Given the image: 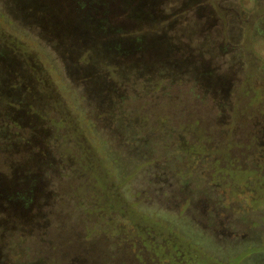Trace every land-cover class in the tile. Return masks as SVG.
Returning a JSON list of instances; mask_svg holds the SVG:
<instances>
[{"label":"trees","instance_id":"obj_1","mask_svg":"<svg viewBox=\"0 0 264 264\" xmlns=\"http://www.w3.org/2000/svg\"><path fill=\"white\" fill-rule=\"evenodd\" d=\"M2 1L0 264H238L246 251L212 253L193 221L232 225L220 174L264 194V173L225 163L227 139L206 145L199 122L161 110L188 85L220 118L230 107L228 44L193 40L216 25L201 2ZM190 11L206 14L194 33ZM199 160L214 168L203 189Z\"/></svg>","mask_w":264,"mask_h":264},{"label":"rangeland","instance_id":"obj_2","mask_svg":"<svg viewBox=\"0 0 264 264\" xmlns=\"http://www.w3.org/2000/svg\"><path fill=\"white\" fill-rule=\"evenodd\" d=\"M182 1L165 0L161 9L170 8ZM199 2L203 7L202 14L212 15L216 25L209 27L200 37L195 34L193 40L198 44L202 43L206 48H215L221 40L222 43L228 44L226 54L217 56V61L224 62L225 65L230 64L236 70L229 90L230 107L225 110V117L220 118L222 109L217 102L211 96H207L202 101L197 99L193 91L187 90L192 89V85H188L186 89L183 86L182 90L177 91L179 92L177 102L160 109L172 115L173 123L180 122L195 126L199 122L198 137H204L205 140L202 141L206 145L209 144V137L212 135H215V140L227 139L228 142L223 150L230 152V158L224 162L228 163L233 159L235 168L256 171L257 174L262 175L264 173V0H199ZM3 3L0 0V11H5ZM191 13V11L187 13L185 16L187 20L181 23L182 30H187L188 33L196 32L199 23L206 19V14L199 19L192 17ZM196 93L200 92L196 90ZM138 104L141 106V103ZM145 104L149 109L150 105L147 102ZM212 172L214 168L207 170L199 160L194 174H201L205 178L196 185L205 188ZM220 176L224 177L222 182L227 185L225 187L229 202L226 211L233 223L223 225V221L221 227L218 224H206L194 220L196 235L204 240L203 245L206 249L222 258H229L246 251L238 264H264V194L258 189V185H247V179L243 180L245 186L237 184L235 185L237 187H234L228 185L229 181H232L229 173ZM26 245H29L31 250L25 260L37 258V243L32 241ZM150 264H154L153 261H150Z\"/></svg>","mask_w":264,"mask_h":264}]
</instances>
